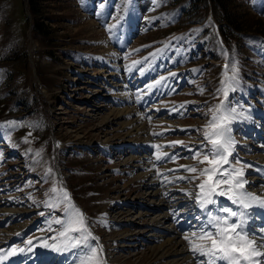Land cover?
Instances as JSON below:
<instances>
[{"label": "rangeland", "instance_id": "obj_1", "mask_svg": "<svg viewBox=\"0 0 264 264\" xmlns=\"http://www.w3.org/2000/svg\"><path fill=\"white\" fill-rule=\"evenodd\" d=\"M229 1V15H226L212 0H145L143 3L140 0H43L41 5L46 15L41 16L42 26L48 29L44 35L38 29L41 18L32 0H0V248L24 249L25 256L15 264H80L78 257L82 256V249L57 251L45 246L59 245L62 239L59 233L63 229L55 221L63 218V205L54 209L46 204L56 195L51 192L54 187L71 190V201L79 208L84 207L90 216L89 220L86 218L87 226L103 240L114 264H154L152 248L161 241L154 240L148 228L151 219L168 208H147L151 199H144L138 179L144 169L133 171V164H126L123 159L130 160L137 152L134 149L131 154L125 146L121 152L129 156L122 158L116 149L129 140H138L139 145L146 146V151L152 150L149 160L146 159L153 162L157 179L163 181L159 184L162 193L171 204H177L175 215H183L180 218L188 221L186 233L198 232L204 219L203 210L186 192L196 191L194 185L204 177L192 182L176 178L197 175L184 171L181 165L208 167L206 163L197 165L188 149L195 150L204 142V126L211 117L209 110L224 98L222 93H217L221 87V68L209 69L204 65L207 57L204 60L199 53V47L218 55L225 52L209 11L221 20L228 42H243L237 51H232L235 56L239 52L245 54L247 66L243 73L245 81L239 80L237 90L230 92L227 100L242 114L233 123L232 134L240 143L249 142L257 133L246 136L254 130L249 124L252 122L246 119L252 118L255 123L262 114L264 124V28L261 29L264 0ZM101 12L103 15H99ZM111 25L116 27L109 31ZM231 45L234 47V43ZM115 61L119 63L117 66H113ZM141 68L143 73H137ZM153 70L154 76L144 79ZM119 73L128 85L130 102L120 97L112 83ZM131 77L136 80L130 82ZM157 81L166 86L159 94L154 93ZM171 85H177L174 92ZM136 91H141L142 97L148 95L154 101L160 100V105L166 100L174 105L170 108L178 116L172 117L180 126L174 128L171 117H165L172 124L169 133L166 127L165 133L159 132V126H164L156 124L150 134L148 118L161 119L166 112L152 114L153 111H147L149 108H139L143 124L147 125L146 138L133 139L135 133L125 135L129 125L124 129L120 124L135 123L127 111L132 107L137 110L131 104L140 97ZM193 110L197 113L192 114ZM134 113L132 116L136 118ZM12 121L15 123L10 124ZM256 124L258 131L262 125ZM260 131L264 136V129ZM104 141L107 143L103 144ZM174 141L182 144L173 145ZM101 144L106 147L102 148ZM236 148L238 151L232 159L235 167L248 169L249 176L257 170L264 171V165L254 155H246L240 144ZM164 153L174 154L175 159H164ZM157 155L164 160L158 162ZM220 199L226 206H232L225 198ZM119 201L127 204L118 207ZM144 208L150 215L144 214ZM113 211L115 217L111 216ZM125 212L132 219L134 215H142L136 223L144 227L135 229L125 218ZM251 223L255 226L257 222ZM19 225L21 230L16 229ZM126 230L136 236L128 238L131 242L125 244L120 239ZM6 236L8 246L6 240L2 242ZM90 243L103 247L99 240ZM106 250L103 248L102 253L98 250L104 261L111 260Z\"/></svg>", "mask_w": 264, "mask_h": 264}, {"label": "snow or ice", "instance_id": "obj_2", "mask_svg": "<svg viewBox=\"0 0 264 264\" xmlns=\"http://www.w3.org/2000/svg\"><path fill=\"white\" fill-rule=\"evenodd\" d=\"M100 7L103 8L104 5L101 4ZM99 15H103V12ZM115 27L116 25H111L108 30L111 31ZM137 70L143 73L142 68ZM229 71H231V75L228 74ZM157 83L160 82L157 81ZM238 85L237 67L233 64L229 69V63H226L224 79L221 81V87L217 89V93H222L225 99L209 110L211 117L204 126V142L195 150L188 149L192 153L191 158L196 160L197 165L206 163L208 167L181 165L180 168L184 171L197 173V175L176 178L192 182L204 177L194 185L196 191L186 192L187 195L194 197L199 208L203 210L204 219L198 232H193L191 236H184L190 245V251L205 258L201 264H264V227L257 230L250 222L256 218L253 215L256 210H264V198L246 190V185L249 182L243 179V169L235 167L232 162L235 147L232 125L242 114H238L237 109L231 107L227 100L229 93L235 92ZM200 91L203 92V89ZM9 123L14 124L15 122ZM171 143L173 145L182 144L181 141ZM36 155L39 156L40 152L38 151ZM164 156L167 159H175L174 154L164 153ZM201 156L203 159H200ZM156 159L160 160V155H157ZM181 191L185 190L181 189ZM51 192L56 195L50 198L51 202H46V204L54 209L63 205V218L55 221L61 225L63 230L59 233L62 238L59 245L54 243L45 246L57 251L67 248L82 249L83 254L78 257L80 264H106V261L98 255V250L102 253L103 247L101 245L92 246L90 243V241L99 238L93 236L87 226L85 214L71 201L67 190L54 187ZM220 198H225L234 207L226 206ZM210 205L213 206L212 209H209ZM257 215L264 218V211H259ZM20 251L22 252L24 249H20ZM15 252L16 250L13 249L7 255L0 256V261L8 259Z\"/></svg>", "mask_w": 264, "mask_h": 264}, {"label": "bare ground", "instance_id": "obj_3", "mask_svg": "<svg viewBox=\"0 0 264 264\" xmlns=\"http://www.w3.org/2000/svg\"><path fill=\"white\" fill-rule=\"evenodd\" d=\"M140 1H141V3H143L145 0H140ZM141 6L143 7L144 5H141ZM147 6H148V4L145 5V8ZM118 64L119 63H117V61H115V63L113 64V66H117ZM124 78L119 73V75L114 79V81L112 83H114L115 89L116 90H119L120 97H122L123 100H127V101L130 102V100H131V97H130L131 96V93L129 94L130 91H129L128 85L124 84V80H123ZM120 86H122V87H120ZM127 109H128V107H127ZM95 111H96V109H95ZM116 111H118V110H116ZM135 111H137V110L132 107L131 109H129L127 111V113H128L127 115H129L130 112H133L132 113V115H133V114H135L134 113ZM119 112L125 113L126 111L125 110H121ZM138 113L139 112L137 111V113H136L137 114V117L133 119L135 121V123H133L132 125L131 124H127L128 121L127 122H124L123 124H120L121 125L120 127L121 128H124V129H125V127L127 125H129V126L131 125L130 127L128 126L129 129L125 133V135H127V133H133L135 131V133L138 134L139 138H142V135L147 133L146 132L147 125L146 124H143L144 123V121H143L144 119H142L141 114H138ZM100 120H102V119H100ZM115 120H116V118H115ZM249 129H251V126H250ZM100 130H101V128H100ZM258 131L256 132L257 134H254L253 135L252 139L249 142L245 140L244 142H241L240 143L238 141V139H235L234 138V140H235V147H234V152L233 153H235V152L238 151L236 147L238 146V144H240L241 148L244 147L245 152H246V155H248L247 153H250L251 155H254L253 157L256 159V161L258 163L261 162L264 165V136L262 135L263 132L261 133L260 129H258ZM244 135H245V132H244ZM124 137L125 136L123 134V138ZM126 137H128V136H126ZM109 138H111V137L109 136ZM136 139H138V138H136ZM139 140L141 141L142 139H139ZM251 141H252V144H251ZM105 143H107V141H104L103 142V144H105ZM130 143H135V144L129 145ZM139 143L140 142H138V140H136L135 142L132 141V140L124 141V142H122V147L121 146H116L117 147L116 149L120 152L126 146V147H128L127 150H130L131 154H133L132 151H134V149H135L134 152L135 153L137 152L138 155H141L142 156V157L141 156H136L137 155L136 154L135 156L133 155V158L131 159V157H132V155H131L129 157L130 160L129 159L125 160V158H123L124 156L122 158L124 159V162L126 164H131V163L133 164V165H131L134 168V169H132L133 171L134 170H137L138 171V169H140V168L141 169H144V171H141L142 173L140 174V178H138V179L141 181L140 184H139L140 186H142L141 187V191H144V193H145V196H143L144 199L146 201H149L151 199V201H150L151 204L148 205L147 208H150L152 210H155V209L159 208L160 206L162 208H168V210H166L165 212H163L161 214H158L155 218H152L151 221H150V224L151 225L148 228L149 229L148 231L151 233L150 236L151 237H154L153 238L154 240H158V241L160 240L161 241V242H159L160 243L159 245H155V247L152 248V250L154 249V253L153 254L155 256L154 264H201V261L204 260L205 258L204 257L202 258L198 254H194L192 251H190V246H188L189 244L188 245L186 244V240L184 239V236L185 235L191 236V235H189V233H186L188 231H185V229L188 228L187 225H189L188 224V221H186L185 219H181L180 218L183 215L182 216L175 215V209L177 208V204H174V205L171 204L168 201L167 196H165V194L162 193L163 190L161 189V187L159 186V184L162 183L163 181L157 179L158 177L156 176L157 173H156V170L154 168L155 166L153 165V162L150 161L151 163H149L147 161V159L149 160L150 153L151 154L153 153L152 150H150V152L147 150L148 151L147 152L146 151V149H147L146 146H141V145H139ZM145 143H146V141H145ZM145 143H141V144H145ZM135 146L136 147L139 146V148H135ZM143 153H146V154L143 155ZM168 154H170V153H168ZM244 156H245V154H244ZM139 157H141V158H139ZM165 158L166 157L164 156V159ZM164 159H160V160H157V161L160 162V161H162ZM261 163H259V164L261 165ZM242 169H243V173H244L243 179H245V180H247L249 182L246 185V190L249 191V192H251V193H253V194H256L257 196H260V197L264 198V171L257 170L256 171V174H254L252 176H249V175H247V174H249V173H247L248 172V169H245V168H242ZM259 176H262V177H259ZM179 198H181L182 200L184 199V197H182V196L179 197ZM172 201H173V199H172ZM126 204H127V202H120L119 201L118 202V207H119V205H123L124 206ZM123 206H121V207H123ZM232 207H234V206H232ZM147 208L146 209L144 208V210H145L144 211V214L150 215V211H148ZM212 208H213V206L210 205L209 206V209H212ZM194 209H196V207H194ZM118 210H119V208H118ZM259 211H262V210L261 209H258V210H256L255 213H253V215L256 217L254 219V221L257 222L254 227L257 230H259L261 227H264V218H261V217H259L257 215V213ZM120 212H121V210H119L118 216L121 215ZM186 212L184 211L183 213H186ZM213 214H215V213L213 212ZM130 216H131L130 213H126L125 212V218L128 221L131 222L132 226H135V229L137 227H139V228H143L144 227L142 225H141L142 227H140L139 222L136 223V220L141 219L142 218V215H138V216H135L134 215V219L129 218ZM175 220L176 221L178 220V223ZM183 220L186 221V224L185 225H184V222L185 221H183ZM250 222H252V221H250ZM183 226L185 227L184 229L182 228ZM19 228H20V230L22 229V227H20V225L16 229L18 230ZM182 229H183V232H185V233L182 232ZM123 233L124 234L121 236V239L120 240L121 241H124L123 243H125V244L131 242V241H129L128 238H131L133 236H136V235H133L132 234L131 230H126ZM0 237H2V233H0ZM151 237H150V239H151ZM150 239H149V241H150ZM5 240H6L5 243L8 246L9 237L6 236V238L3 239L2 242H4ZM0 246H2V245L0 244ZM123 247H126V246H123ZM123 247H121V248H123ZM127 247L129 248V245H127ZM2 248H0V256L7 255L8 252H10V251L13 250V249H11L9 251V249H6V247H4L3 249ZM15 250H16V252H15L14 255L8 257V259H6V260L0 261V264H15V262L19 258L25 256L24 253H23V251L21 252L20 249H16L15 248ZM27 252H32V251H27ZM25 259L27 260V258H25ZM18 261H20V260H18ZM108 264H110V263H108Z\"/></svg>", "mask_w": 264, "mask_h": 264}, {"label": "trees", "instance_id": "obj_4", "mask_svg": "<svg viewBox=\"0 0 264 264\" xmlns=\"http://www.w3.org/2000/svg\"><path fill=\"white\" fill-rule=\"evenodd\" d=\"M32 1H33L32 4L34 5L35 11L38 14H40V18H41V20L38 19V22H37L38 29L40 30L41 33H43L44 35H46L48 33V29H46V27H43L42 26V23H44V19L41 17L43 15H46L45 12L43 11V6L41 5V1H43V0H32ZM212 1H214L215 3H218L219 8H221V10L226 15H229V14H227V11H228V8H229V5L228 4L230 3L229 0H212ZM227 17H229V16H227ZM256 25H259V24L257 23ZM263 28H264V25H263V27L261 29H263ZM227 36H228V33L226 34V37Z\"/></svg>", "mask_w": 264, "mask_h": 264}]
</instances>
